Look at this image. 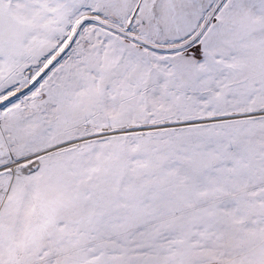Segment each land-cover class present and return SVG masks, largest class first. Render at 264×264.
<instances>
[{"label":"snow or ice","instance_id":"1","mask_svg":"<svg viewBox=\"0 0 264 264\" xmlns=\"http://www.w3.org/2000/svg\"><path fill=\"white\" fill-rule=\"evenodd\" d=\"M0 264H264V0H0Z\"/></svg>","mask_w":264,"mask_h":264}]
</instances>
